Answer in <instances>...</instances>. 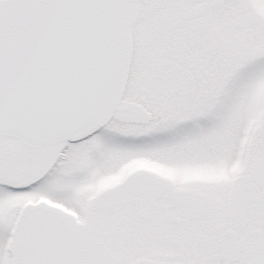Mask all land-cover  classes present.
<instances>
[{"label":"snow or ice","instance_id":"obj_1","mask_svg":"<svg viewBox=\"0 0 264 264\" xmlns=\"http://www.w3.org/2000/svg\"><path fill=\"white\" fill-rule=\"evenodd\" d=\"M0 264H264V0H0Z\"/></svg>","mask_w":264,"mask_h":264}]
</instances>
